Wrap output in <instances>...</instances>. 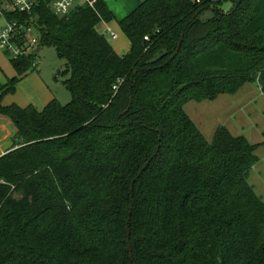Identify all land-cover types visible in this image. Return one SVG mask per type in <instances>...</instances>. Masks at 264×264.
<instances>
[{
  "label": "trees",
  "instance_id": "16d2710c",
  "mask_svg": "<svg viewBox=\"0 0 264 264\" xmlns=\"http://www.w3.org/2000/svg\"><path fill=\"white\" fill-rule=\"evenodd\" d=\"M35 1L4 17L66 61L71 99L3 105L34 61L9 59L0 264H264V201L248 182L264 131L251 144L217 126L208 141L184 110L248 82L264 91V0H143L118 21L123 55L100 32L114 19L102 0L64 15Z\"/></svg>",
  "mask_w": 264,
  "mask_h": 264
},
{
  "label": "crops",
  "instance_id": "0c3cea01",
  "mask_svg": "<svg viewBox=\"0 0 264 264\" xmlns=\"http://www.w3.org/2000/svg\"><path fill=\"white\" fill-rule=\"evenodd\" d=\"M108 9L114 15V19L108 22V25L119 30L118 21L127 16L131 11L139 6L143 0H102ZM4 10H11L5 8ZM5 23L7 20L4 13L0 15ZM101 28V25L99 26ZM122 45L114 44L115 39L107 37L111 46L118 55H123L129 51L130 43L124 33L121 31ZM9 62V63H8ZM0 66L6 71L5 76L0 80V85L5 83L8 78L13 77L16 72L13 69L10 60L0 52ZM36 73L28 71L17 84L13 94H8L2 98V104L17 102L21 106L33 103L38 107L44 106L52 99V93L48 90L46 83L39 79L38 70ZM28 79L32 80V86L29 90L37 95L36 102L32 98L23 97L24 101L18 99L24 90V85ZM57 100V99H56ZM58 101V100H57ZM16 104V103H15ZM19 105V106H20ZM185 112L192 119L196 127L202 133L206 140L210 141L213 132L217 126H225L231 134L235 136H244L251 144H260L262 141V132L264 131V91L258 83H245L233 94H221L212 100L202 102L187 103L184 106ZM15 134L13 124L7 118L0 117V156L12 147V140ZM258 161L252 166L248 174V182L252 185L256 194L264 201V146L259 145L256 149Z\"/></svg>",
  "mask_w": 264,
  "mask_h": 264
},
{
  "label": "rangeland",
  "instance_id": "374dc122",
  "mask_svg": "<svg viewBox=\"0 0 264 264\" xmlns=\"http://www.w3.org/2000/svg\"><path fill=\"white\" fill-rule=\"evenodd\" d=\"M12 10V9H11ZM5 11V10H4ZM10 11V10H9ZM3 17H0V26L5 23ZM4 27V26H3ZM115 33L118 36V39L114 41V44H118L119 46L122 45V33L121 30H119L117 27L113 29ZM124 37V36H123ZM107 38V37H106ZM108 40V38H107ZM110 43V41L108 40ZM17 44V42H16ZM18 45V44H17ZM20 46V45H18ZM22 48V46H21ZM30 51V53H28ZM0 52L3 53L7 59H11V55L7 51H3L0 49ZM26 55L32 54L34 57V61L36 64L31 68L32 73H36L38 70V77L40 80L44 81L46 83V86L48 90L52 93V96H54L60 104H66L70 101L71 96L69 91L66 89V86L64 84V81L69 77V73L66 71V61L60 57L55 50L53 46H43L41 48L38 47V45L31 50H25L24 53ZM13 59V58H12ZM9 63V62H8ZM6 71L0 66V80L5 76ZM32 86V80L28 79L27 82L24 85V90L26 92L19 94V97L17 100L20 102L24 101L23 97L26 98V94H28L29 98H32L33 101L36 100L37 95L33 94L29 88ZM36 102V101H35ZM18 105L17 102H14ZM192 103V102H189ZM10 104V103H9ZM12 104V103H11ZM33 105L34 107H37L33 103H28L27 105ZM20 105V104H19ZM27 105H23L27 106ZM21 106V105H20ZM43 107V106H42ZM42 107H38V110H41ZM14 199H19L20 194L19 192L13 193Z\"/></svg>",
  "mask_w": 264,
  "mask_h": 264
},
{
  "label": "built area",
  "instance_id": "2783aa9c",
  "mask_svg": "<svg viewBox=\"0 0 264 264\" xmlns=\"http://www.w3.org/2000/svg\"><path fill=\"white\" fill-rule=\"evenodd\" d=\"M96 0H52L51 9L57 15H64L75 5H85L94 8ZM35 0H2L0 2V15L3 14L5 8H10L21 13L29 14L35 6ZM100 32L112 39L117 37L115 31L108 23L101 22ZM22 32L25 39L26 48H21L16 44V35ZM147 39V37H145ZM38 45V36L32 25H21L18 21H7L4 27H0V49L10 53L13 59H17L23 55L24 49L31 50ZM30 53V51L28 52ZM33 62V66H35ZM113 88H116L115 86Z\"/></svg>",
  "mask_w": 264,
  "mask_h": 264
},
{
  "label": "water",
  "instance_id": "95a60500",
  "mask_svg": "<svg viewBox=\"0 0 264 264\" xmlns=\"http://www.w3.org/2000/svg\"><path fill=\"white\" fill-rule=\"evenodd\" d=\"M128 222H129V219L127 220V223H128ZM128 247H130L129 244H128Z\"/></svg>",
  "mask_w": 264,
  "mask_h": 264
}]
</instances>
